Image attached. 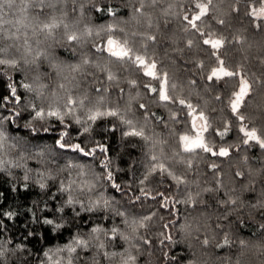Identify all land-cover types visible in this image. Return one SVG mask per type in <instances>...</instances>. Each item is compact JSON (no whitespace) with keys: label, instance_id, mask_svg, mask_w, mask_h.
Returning a JSON list of instances; mask_svg holds the SVG:
<instances>
[{"label":"trees","instance_id":"obj_1","mask_svg":"<svg viewBox=\"0 0 264 264\" xmlns=\"http://www.w3.org/2000/svg\"><path fill=\"white\" fill-rule=\"evenodd\" d=\"M195 2L206 3L207 0ZM255 6L259 7V0ZM235 7L241 8L239 14L232 11ZM137 8H141L140 0H61L54 9L46 8V15L38 17L39 9L35 7L26 13L5 9L8 15L4 18L8 20L27 16L47 22L55 16L63 19L69 30L77 35L89 29L92 34L81 35L79 44L69 43L61 26L55 32L56 40L60 42L54 43L44 40L42 34L32 36L31 28L22 29L33 49L46 50L55 58L52 63L69 66L62 74H57L43 57L36 64L21 61L15 68L0 66L3 69L0 72V99L9 95L8 83L15 84L21 103L17 105L13 100L7 108L22 113L15 123H4L8 140L0 157L8 163L0 168V213L11 212L13 215H0V251L3 252L0 264H52L55 260L67 264L69 258L73 264H94V259L95 264H123L128 255L136 258L130 264H264V207L258 206L264 203V149L255 142L242 143L243 134L237 130L240 122L231 114L229 98L238 89L239 81L234 78L206 79L217 64L211 59L208 46L200 42L199 34L183 20L185 14L190 17L195 14L194 3L189 0H158L155 5L145 3L141 8L143 15L135 12ZM105 9H112L115 15ZM244 10L245 0L239 3L238 0H212L209 16L197 23L202 31H211L226 39L225 47L221 49L225 66L247 73L252 91L245 98L240 114L247 118L243 123L261 130L264 136V30L255 29L243 15ZM213 16L215 20L210 18ZM220 19L225 20V25L215 22ZM109 26L111 31H107ZM132 33L137 36L132 37ZM125 34L136 41L138 54L144 51L139 47L146 42L144 37L156 36L155 43L147 42V54L169 72L171 82L177 85L175 92L169 94L204 111L212 124L209 132L204 134L206 141L214 146V150L231 146L229 156H212L199 149L194 153L185 152L179 136L195 134L194 130H189L190 117L184 115L187 109L182 112L181 106L171 102L165 107V102H158V96L143 87L149 78L142 77L129 65L113 62L106 52L96 51L94 45H102L108 36L123 39ZM37 40L44 42L38 45ZM189 40L194 42L191 48L187 45ZM12 42L5 38L0 43L7 46ZM50 44L52 47H48ZM16 45L20 51L10 48L9 52L11 58L20 60L24 52L23 37ZM85 58L89 61L86 65L82 64ZM77 64L82 65L81 69L72 72L70 66ZM101 68L115 74L116 81L107 80V72ZM131 80H136L137 84H130ZM225 81H228L227 87ZM21 83L42 87L48 97L53 93L64 95V89L60 88L64 84L74 98L87 96L92 101H86V108H92L103 97L102 110H117L124 119L133 121L136 130L142 128L150 139L145 141L138 136L122 135L131 129L120 117L89 122L91 127L87 133L83 128L89 124H76L72 117H65L67 128L55 118H48L34 121L32 126L40 130L31 132L24 127L31 119L27 103L39 105L40 99L23 89ZM141 104L145 107L140 108ZM172 112L176 113L179 123L170 119ZM0 114L10 113L0 110ZM76 115L85 119V112L80 109ZM42 124L48 127L47 132L41 128ZM226 124L232 128L227 136L221 139L214 135V130L223 131ZM65 131L68 133L64 137L67 144H80L85 150L103 145L107 151L98 149L94 156L86 157L61 149L56 141ZM12 144L16 147H11ZM152 156H157L158 163L182 177L185 183L177 186L170 176L159 172L149 175ZM102 162L107 164L106 168ZM213 163L218 166L216 169L211 167ZM69 164L82 167H68ZM109 171L113 175L112 181L106 179ZM237 172L242 175L237 176ZM145 176H148L147 180ZM41 183L44 188L40 187ZM113 183L119 184L120 188H113ZM61 187L68 190L62 192ZM141 189L149 195H142ZM157 193L170 198L167 207L162 206ZM69 195L80 203L68 206ZM189 195L195 203H185ZM137 196L139 200L135 199ZM104 200L108 201V207L101 206L91 212L81 209V204L87 207L92 202ZM228 201L235 203H226ZM61 208L63 211H59ZM76 211L80 212L79 216L75 215ZM148 215L152 219L145 222L146 226L136 227L133 232V221ZM45 219L63 227L54 230L53 225L43 223ZM95 227L103 231L92 233ZM112 228L129 239H111ZM169 236L171 240L166 239ZM226 236L230 243L217 247L223 244ZM73 237L87 240L89 246L77 247L73 253L66 249L56 251L64 249ZM204 239L209 240L207 245L203 244ZM100 243L104 244L103 249L98 247ZM45 252L51 260L45 257ZM113 252L118 255H104Z\"/></svg>","mask_w":264,"mask_h":264},{"label":"snow or ice","instance_id":"obj_2","mask_svg":"<svg viewBox=\"0 0 264 264\" xmlns=\"http://www.w3.org/2000/svg\"><path fill=\"white\" fill-rule=\"evenodd\" d=\"M61 0H0V42H2L5 38L12 40L13 42L11 44H8L7 46H4L2 43H0V66H7L8 68H15L18 66V64L23 61L24 64H36L37 60L40 57H43L45 60H47L51 66L56 69L57 74H62L66 68L69 66L63 65V64H55L52 63V61L55 59L50 55V53L46 50L42 51L39 47L36 49H33L29 43V38L26 32H22V29L31 28L32 29V36H38L43 35L44 40H52L54 43H59L60 41L56 40L55 32L57 29H59L61 26L65 30V39L67 42H76L77 44L81 41V35H91V30H87L86 33L77 35L75 32H71L69 30V25L63 23V19H59L55 16H52L50 19L45 21H41L38 18L33 20L27 16H24L21 19H18L16 21L5 19L4 17L8 15V12L5 11V9L12 11L13 13L15 11H19L20 13H26L29 8H38L39 11L37 13V17L41 14H45V9H54L56 7V4L60 3ZM190 3H194V9L195 14L191 17L188 14H185L183 16V20L187 22V25L190 26L192 30H195L196 33L199 34L201 38V43L203 46H208V51L210 52L211 59L213 62L217 64V67H214L211 69L210 74L206 76V79L208 81H221L223 78H234L239 81L238 83V89L231 93V96L229 98V107L231 110V114L235 117V119L240 122L238 125V132L243 134L242 143L244 145H249L250 142H255L261 149H264V136L261 134V130L257 129L256 127H249L248 124L243 123L247 118L240 114L241 106L245 104V98L249 96L250 92L252 91V85L249 83V79L247 77V73L243 71V69H237V70H229L228 67L225 66V60L221 58V49L225 47L226 39L223 37L216 36L214 32L211 31H202L201 27L197 22L203 21L205 17L209 16V7L212 5V0H207V2H195V0H189ZM240 0H238V3ZM145 3L149 5H155L158 3V0H140L141 8L144 7ZM256 0H245V10L243 12V15L249 19L250 22H252L253 27L257 30H264V0H259V7L255 6ZM141 8L135 9L136 13L141 12ZM108 12H112L113 15H115V12L112 9H105ZM97 11H101V9H97ZM233 12L239 14L241 12V8L235 7L232 9ZM211 19L215 20V17H210ZM27 21V22H25ZM219 25H225V20L220 19L215 21ZM150 23V22H149ZM11 26V27H9ZM15 29L14 31L12 29ZM111 26L107 29V31H111ZM188 28H185V31H187ZM123 32V29L120 30ZM132 37H136L137 33H132ZM21 37H23V48L24 52L20 56V60H17L15 58H11V54L9 52L10 48H15L17 52L20 51V47L16 45V41L20 40ZM157 40L156 36H145L144 37V43H141L139 45L140 49H143L142 54H138V49L136 47V41L134 39H130L127 34H125V38L123 39H116L113 36H108L106 41L102 45H94L97 52H106L108 54V57L110 60H112L115 63L123 65H129L132 69H134L137 73L142 74V77L149 78L148 83H145L143 87L146 89V91L155 93L158 96V102H165L164 106L167 107V103L171 102L173 104H178L181 106V111L183 112L184 109H187L186 112H184L185 117H190V131L194 130V135H188L183 134L179 136V141L183 144V149L185 152L194 153L197 149L202 150L205 153H210L212 156H218V157H227L230 154V147H220L218 150H214V146L210 145L209 142L205 139V133L209 132V129L212 128V124L209 123L208 117L205 115L204 111L197 110L195 106H193L191 103H188L185 99H179L178 97L174 95H170L169 92H175L177 85L175 83L171 82L169 72L164 70L163 67L158 65V61L148 56L147 49L149 47V43L152 42L155 43ZM44 41L37 40L36 43L38 45L43 44ZM193 41L189 40L187 42V45L189 48L193 46ZM230 43V42H228ZM48 47H52V45H48ZM75 51V49H73ZM29 54H31V58L29 59ZM89 61L87 58L82 60V64L86 65ZM82 65H72L70 66V69L72 72H77L81 69ZM97 67H100L97 65ZM200 67H203V64L201 63ZM102 71L107 72V80L109 81H116V75L112 72L108 71L107 68H101ZM0 72H3V69L0 68ZM9 81H11V77L8 78ZM153 81L155 84L153 85ZM130 84L136 85V80L129 81ZM23 89H25L27 92L35 93V96L40 99V104L32 103L31 101H28L27 107L30 108V111L28 112V115L30 116V120L25 123L24 127L28 128L31 132H38L40 128H34L32 126L34 121H45L48 118H55L60 123L64 124L65 117H72L74 122L76 124L84 125L95 123L98 119H103L105 117H120L121 122L125 125H127L131 131L123 132L122 135L124 136H138L144 139L145 141L149 140L150 137H147L144 135V131L141 128L140 130H136V126L133 124L132 120H126L123 118L121 113H119L117 110L113 108H104L102 110L101 104L103 103V97H101L99 100L96 101V103L93 105L92 108H86V101L88 103H92L88 99L87 96H85L83 99L76 97L74 98L66 86L64 84L60 85V88L64 89L65 94L60 95L57 93H53L51 97L45 96L42 87H33L31 84L27 83H21L20 85ZM228 86V81H225V87ZM9 95L3 96L2 99H0V110H3L5 112H9L10 114L4 115L0 114V152H2L5 149V146L7 144L8 137L6 136V133L4 131V123L7 121L8 123H15L17 119L21 118L22 113L21 111H16L14 109H8L7 104L11 103L13 100L17 105L21 103V96L17 94V88L15 84L8 83L7 85ZM99 91V90H98ZM121 92L123 89L120 90ZM217 100L220 99L219 96L216 97ZM140 108H144L145 105L141 104L139 105ZM80 109L85 112V119H81L80 116L76 115L77 110ZM264 115V113H262ZM170 119H172L174 122L179 123L180 120L177 117L175 112H172L170 115ZM199 121V123H198ZM185 125H188V121L185 120ZM64 127L67 128L68 125L64 124ZM91 124H89L88 127H84L83 131L85 133L90 131ZM41 128L43 131L47 132L49 129L48 127H45L43 124L41 125ZM232 131V128L226 124L223 131H220L218 129L214 130V135L219 136L221 139H223L225 136L228 135V133ZM68 133L61 132L60 133V139L56 141L57 145L61 149H69L73 152H78L82 154L83 156H94L96 151L99 149L101 152H106L107 148L103 145H97V147L85 150L84 147H82L80 144H67L64 141V137L67 136ZM11 147L15 148L16 144H12ZM158 157L152 156V165L149 170V175L152 173L159 172L161 174H167L176 182V185L179 186L181 184H184L185 181L182 177L174 175L172 172L168 170V168L163 163H158ZM6 162L2 157H0V168H3ZM104 163V162H102ZM20 167L21 165H17ZM189 166H191V162L189 161ZM68 167H82L81 165H72L69 164ZM104 167H107V164L104 163ZM211 167L213 169H216L218 166L216 164H212ZM237 176L242 175V173L237 172ZM25 180L28 179V176L25 175ZM99 178V177H98ZM106 179L109 181L113 180V175L111 171L106 173ZM145 180L148 179V176H145ZM75 181L72 182L74 184ZM141 183L143 184L144 181L142 180ZM71 186V185H70ZM69 186V187H70ZM41 188H44L45 185L43 183L40 184ZM113 188L119 189V184H112ZM67 188L61 187L60 191H67ZM210 191V190H206ZM141 194L144 196H148L149 193L145 192L143 189H141ZM158 196L161 197L162 200V206L167 207V201L170 199L169 197L165 196L164 193H157ZM136 200H139L140 197L137 196L135 198ZM155 199V197H153ZM195 203V201L192 200L191 195H189V199L185 201V203ZM77 203H80L79 201L75 200L71 195H69L68 199L66 200V204L68 206H73ZM226 203H235L234 201H228ZM108 207V201H96L90 203L87 207H85L83 204H81V209L84 211H93L94 209L98 207ZM260 207H264V203H261L258 205ZM59 211H63V208L59 209ZM118 215H123L122 213H117ZM0 215H6L8 217H11L13 213H0ZM76 216L80 215L79 211L75 212ZM155 215V213H153ZM152 219L151 215L144 216L139 221H133L132 230L135 232L136 227L143 228L146 226V221H150ZM127 223V221H125ZM43 223L48 225H53L54 230H58L61 227H63L60 223H55L51 219H45ZM0 227H2V221H0ZM187 227V226H183ZM264 227V225H262ZM103 231L99 227H95L92 229V233H99ZM111 239H116L117 237L128 240L129 237L124 235L123 233L118 232L116 228H112L111 230ZM166 239L171 240V237H166ZM147 243V241H145ZM163 243V241H162ZM209 243L208 239L203 240V244L207 245ZM230 243V240L227 238V236L224 238L222 245H217V247H223L224 245H228ZM244 241H241V244H243ZM75 245V247L73 246ZM89 246V242L87 240L80 239L78 237H73L71 243L68 245H65L64 249H57V252L64 251L65 249L69 253H73L76 251L77 247L81 248H87ZM2 247V245H0ZM100 249L104 248V244L100 243L98 245ZM3 255V252L0 251V256ZM45 257H48L49 260H51V257H49V253H44ZM104 255L107 256H116L118 253H104ZM94 259V258H93ZM135 257L128 255L127 258L123 261V264H130V262L135 261ZM173 259H175L173 257ZM52 264H61L60 260H55L52 262ZM67 264H73V261L71 258L67 260ZM95 264V259H94Z\"/></svg>","mask_w":264,"mask_h":264},{"label":"rangeland","instance_id":"obj_3","mask_svg":"<svg viewBox=\"0 0 264 264\" xmlns=\"http://www.w3.org/2000/svg\"><path fill=\"white\" fill-rule=\"evenodd\" d=\"M226 4V3H225ZM224 6V4L222 5V7ZM226 6V5H225ZM218 11V10H217ZM223 11V10H222ZM198 123H199V121H198Z\"/></svg>","mask_w":264,"mask_h":264}]
</instances>
